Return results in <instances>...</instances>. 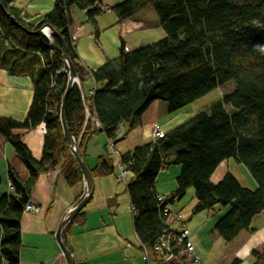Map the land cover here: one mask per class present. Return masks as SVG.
Listing matches in <instances>:
<instances>
[{
  "label": "trees",
  "instance_id": "trees-1",
  "mask_svg": "<svg viewBox=\"0 0 264 264\" xmlns=\"http://www.w3.org/2000/svg\"><path fill=\"white\" fill-rule=\"evenodd\" d=\"M10 2L2 0L4 10L26 29L47 25L61 38L80 84H74L65 97L67 127L84 162L92 137L104 135L105 152L88 167L93 178L114 174L118 164L130 175L125 181L117 178L129 196L140 250L143 246L151 252L163 231L176 230L172 222L178 221L181 229L190 220L180 212L174 213H179L181 220H172V211L167 210L188 188L194 190L192 214L217 205L229 206L212 226V232L223 241L231 242L241 232H254L251 221L264 211V0H119L110 9L120 21H151L164 36L130 52L121 46L117 58L91 70L78 63L69 31L79 22L77 13L84 11L86 22L98 35V0H55L52 10L34 22H26L27 15L21 18ZM51 38L54 46L45 37L23 32L0 8V69L26 75L32 85L23 121L0 116V136L13 147L27 173L21 177L10 166L6 170L9 190L0 193V264H19L21 215L40 174L58 166L69 187L83 182L61 128L59 110L66 74H56V70L65 64L58 50L59 39ZM88 78L95 87L86 97L83 83ZM229 81L233 89L222 94L208 111L194 112L168 131L157 128L160 137H152L119 158L112 157L115 143L124 138L121 127L140 126L142 113L153 101L165 102L167 114L173 117ZM42 122V156L37 160L12 131L31 129ZM230 158L245 168L256 189L242 186L229 172L220 181L214 180L217 167ZM172 165L180 167L176 188L160 195L155 189L157 176ZM83 214L82 209L65 227L83 224ZM249 254L251 264H264V251L252 249ZM150 259L157 260L152 252ZM239 262L234 259L231 264Z\"/></svg>",
  "mask_w": 264,
  "mask_h": 264
},
{
  "label": "crops",
  "instance_id": "crops-1",
  "mask_svg": "<svg viewBox=\"0 0 264 264\" xmlns=\"http://www.w3.org/2000/svg\"><path fill=\"white\" fill-rule=\"evenodd\" d=\"M54 1L11 0L10 5L20 12L21 18L24 15L29 17L26 22H34L40 15L52 10ZM98 1L108 7V10L95 17L98 35L95 36L94 27L86 22L84 11L77 13L79 22L71 28L75 38L74 50L77 61L85 69L99 68L107 59L117 58L121 46L125 51L130 52L164 36V32L161 33L157 29L160 27L151 21L129 18L120 21L110 9L119 0ZM93 87L95 86L90 78L84 81L83 91L86 97ZM31 98L32 85L28 76L13 75L0 69V116L23 121ZM193 113V110L185 108L183 112L170 118L167 115L166 105L161 101H153L142 113L140 126L132 129H127L124 125L121 127L120 132L124 133V138L115 143L116 157L119 158L120 154L152 140L154 128H159L163 132L168 131L190 118ZM179 116L183 118L176 120ZM44 133L43 122L31 129L12 131L13 135L18 136L25 143L37 160L42 156ZM105 149L104 135L93 136L86 150L87 167H92L96 157L102 155ZM229 160L221 162L214 174L220 172L222 175L224 171L221 168L224 164L227 171ZM8 166L15 169L21 177L27 175L24 166L15 158L13 147L0 136V171L4 172L5 179ZM240 169L244 170L243 173L247 172L243 166ZM116 172L115 170L110 176L93 178V194L83 207L84 223H75L70 227L65 225L62 229V240L71 251L75 264L151 263V259H145L140 250L133 229L129 196L125 185L117 178ZM179 173V166L160 171L155 182L156 192L164 196L170 193L175 187L169 186L166 187L168 189H163L159 186L174 183ZM7 190L9 189L6 181L0 193ZM84 193V183L69 187L60 175L58 166L37 177L28 202L36 205L39 211H26L21 215L19 264H68L55 241L54 233L64 214L82 198ZM167 210L172 211L168 207ZM172 227L180 230L179 222H172ZM194 238L192 235L191 241Z\"/></svg>",
  "mask_w": 264,
  "mask_h": 264
},
{
  "label": "rangeland",
  "instance_id": "rangeland-1",
  "mask_svg": "<svg viewBox=\"0 0 264 264\" xmlns=\"http://www.w3.org/2000/svg\"><path fill=\"white\" fill-rule=\"evenodd\" d=\"M72 28V27H71ZM158 31L163 33L161 28H157ZM70 33L71 29H70ZM74 36V35H73ZM161 38V37H160ZM157 38L154 40H160ZM150 44V43H148ZM147 44V45H148ZM79 86V85H78ZM233 82L229 81L224 85L217 87L210 91L205 96L196 100L192 104L186 107L187 110H193L197 112L200 110H209L211 104L217 102L221 99L222 94L228 93L233 89ZM167 105L165 102H163ZM168 115V114H167ZM169 117L172 114L168 115ZM157 128L152 130V137L155 135L154 131ZM110 151V150H109ZM111 152V151H110ZM113 152V151H112ZM112 154V157H115V154ZM116 158V157H115ZM174 166V165H172ZM172 166H169L172 167ZM225 164L222 166L223 174L220 172L214 174L213 178L215 181H220L226 172H229L237 178L239 183L244 187H249L250 189H256V184L254 180L250 177L248 172H242L240 167L242 165L237 164L233 158H230L228 162L227 171L224 168ZM2 168V164H1ZM220 169V168H219ZM2 170V169H1ZM220 171V170H218ZM246 171V170H245ZM1 174V184L0 191L2 190L5 184V174L0 171ZM129 179L127 175L126 180ZM173 186L176 188V183L170 182V184L160 185L165 189L166 187ZM166 188V189H168ZM194 204V190L193 188H188L185 192V195L180 199L174 201L173 204H170L168 208L173 212H180L186 219L190 218L186 222V227L191 232L195 238L192 240L194 244V255L199 258V261L202 264H231L234 259L240 260L238 264H251L253 261L252 256L249 254L252 249L259 251H264V211L257 214L251 221V227L254 230L253 233H244L240 234L231 242L223 241L216 233L212 232V226L218 220V218L229 209V206L226 209H223V206H215L213 209L205 210L197 214L191 213V208ZM132 217L134 212H132ZM192 226L194 228H192ZM152 264V262L150 263ZM166 264H181L178 260L171 259Z\"/></svg>",
  "mask_w": 264,
  "mask_h": 264
},
{
  "label": "water",
  "instance_id": "water-1",
  "mask_svg": "<svg viewBox=\"0 0 264 264\" xmlns=\"http://www.w3.org/2000/svg\"><path fill=\"white\" fill-rule=\"evenodd\" d=\"M0 8L3 11L5 17L9 20V22L12 25H14L15 27L22 30L23 32H25L29 35H38V36L45 37L46 39H48L51 46H54V44H53L52 38L50 37L49 33L51 35L56 36L60 41V47L58 48V50H59V53H60L62 59L65 62V65L67 68V74H66L65 92H64V95L61 99V104H60L59 117H60L62 132H63V135H64L65 140H66V144L69 147L70 152H71L73 158L75 159V161H76V163H77V165H78V167L82 173L83 183L85 186V193L82 196V198L72 208H70L64 214L62 219L59 221L57 229L54 233V237H55V241H56L61 253L65 257L67 263L68 264H75V261L73 259L72 254H71V251L67 248V246L65 245V243L62 240L61 232H62L63 227L68 222H70L76 216V214L78 212H80L83 209V207L88 203V201L90 200V198L93 194V190H94V181H93V177L91 175V172L89 171V169H88L87 165L85 164L83 158L80 156V154L78 152V148H77V142L74 140L73 136L69 132V129L67 127V124H66V121L64 118V102H65L66 94L74 84L80 85L79 80H78V77H77L75 70L73 68V64H72L71 60L69 59V56L66 52L65 46H64L61 38L58 35H56L49 26L41 25L36 30H28L24 26H22L19 22H17V20L14 18V16L10 15L9 13H7L4 10L3 5H2V0H0Z\"/></svg>",
  "mask_w": 264,
  "mask_h": 264
},
{
  "label": "built area",
  "instance_id": "built-area-1",
  "mask_svg": "<svg viewBox=\"0 0 264 264\" xmlns=\"http://www.w3.org/2000/svg\"><path fill=\"white\" fill-rule=\"evenodd\" d=\"M99 11L104 12L108 10V8L100 3H96ZM69 37L72 45L75 43V38L72 33L69 31ZM56 74H66L65 66H61L56 70ZM93 91H89V95H92ZM93 122L96 126L98 123L96 119H93ZM153 137H160L162 135L159 129H155ZM108 145L112 147V142L109 140ZM117 177L125 181L127 177V172L123 169L121 164L117 165ZM159 200L162 199L160 195L157 196ZM31 211L38 212L39 208L27 202L23 207V212ZM132 211V209H131ZM133 212V211H132ZM170 219L172 220H181V215L179 213L169 212ZM169 223V219L167 220ZM191 232L189 229L183 224L180 230H173L171 228L163 231L157 238L155 244L150 249L151 252L155 255L156 261H152V264H166L169 260L175 259L178 260L181 264H202L194 255V244L191 242ZM141 251L145 259H148L151 255V252L146 247H141Z\"/></svg>",
  "mask_w": 264,
  "mask_h": 264
},
{
  "label": "bare ground",
  "instance_id": "bare-ground-1",
  "mask_svg": "<svg viewBox=\"0 0 264 264\" xmlns=\"http://www.w3.org/2000/svg\"><path fill=\"white\" fill-rule=\"evenodd\" d=\"M182 118H183L182 116H179L176 120H178V119H182ZM176 120H175V121H176ZM170 125H171V124H170Z\"/></svg>",
  "mask_w": 264,
  "mask_h": 264
}]
</instances>
